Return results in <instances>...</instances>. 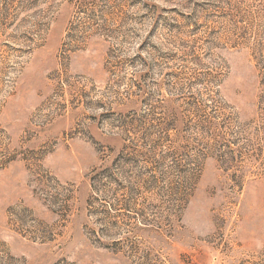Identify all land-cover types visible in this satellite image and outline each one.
<instances>
[{
    "label": "rangeland",
    "instance_id": "obj_1",
    "mask_svg": "<svg viewBox=\"0 0 264 264\" xmlns=\"http://www.w3.org/2000/svg\"><path fill=\"white\" fill-rule=\"evenodd\" d=\"M256 45L264 0H0V264H264Z\"/></svg>",
    "mask_w": 264,
    "mask_h": 264
},
{
    "label": "trees",
    "instance_id": "obj_2",
    "mask_svg": "<svg viewBox=\"0 0 264 264\" xmlns=\"http://www.w3.org/2000/svg\"><path fill=\"white\" fill-rule=\"evenodd\" d=\"M251 55L253 56V58L256 61V64H255L256 68L257 69L259 68L260 70L263 69V71H264V49H261L260 46L256 45L255 47H253V49L251 51ZM209 75L211 76V73ZM209 81H212V83L218 82L216 79V76H214V75L209 79ZM218 86L220 87V84H218ZM216 91H219V90H216ZM124 132H125L126 136H129V140L132 137V135L134 136V132H132L131 130L124 129ZM147 137H148V134H145V137H143V138H147ZM149 142L150 141H148V139L144 140V143H143L144 146L146 143H149ZM151 145L152 144H147V146H150V147H148L149 148L148 151L155 152V150H156L155 145L154 146H151ZM144 154L145 153H142L141 156H143ZM196 165H197V162L195 163L192 170H194ZM174 169L178 171V173H179L178 175L182 179V181H185V180H183L184 178H186V180H187V176H186L187 171L185 169H182L178 163L175 164ZM181 194L182 195L178 197L179 205H181V204L183 205V203L185 201V197H183L184 196L183 191L181 192Z\"/></svg>",
    "mask_w": 264,
    "mask_h": 264
}]
</instances>
